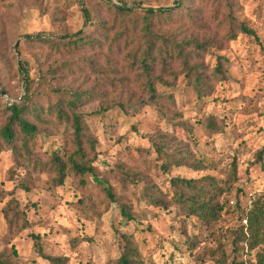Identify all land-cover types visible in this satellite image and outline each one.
<instances>
[{"label": "rangeland", "instance_id": "1", "mask_svg": "<svg viewBox=\"0 0 264 264\" xmlns=\"http://www.w3.org/2000/svg\"><path fill=\"white\" fill-rule=\"evenodd\" d=\"M174 1L0 0V127L5 106L24 94L20 61L43 108L56 101L55 88L83 94L77 112L96 142L85 158L94 173L79 176L67 173L72 129L55 116L43 112L37 123L33 152L40 163L14 154L0 139L2 258L19 264H51L45 256L62 264H116L117 231L128 234L144 264H254V252L237 237L241 221L235 202L243 206L264 195V157L256 159L264 145V0H184L185 10L153 20V36L172 43L195 40L205 47L196 51L184 45L187 66L177 57L164 69L154 65L157 97L149 101L146 76L131 61V54L144 50L147 33L136 16L124 17L114 6H171ZM241 24L255 35L241 32ZM27 35L45 41H29ZM82 35L100 44L72 49L68 40ZM220 61L222 81L212 75ZM198 64L207 86L201 97L185 69ZM208 117L219 130L206 127ZM155 145L174 160L185 159L164 170L166 157ZM55 150L66 153L62 184L49 160ZM232 162L236 180L226 183L231 185L219 199L216 221L202 222L169 202L171 178L213 176L224 182ZM107 188L115 201L106 196ZM149 194L166 205L152 203L145 197ZM15 203L28 222L25 229L22 216L9 224ZM121 204L135 216L132 220L120 214ZM186 236L194 242L192 249Z\"/></svg>", "mask_w": 264, "mask_h": 264}, {"label": "trees", "instance_id": "2", "mask_svg": "<svg viewBox=\"0 0 264 264\" xmlns=\"http://www.w3.org/2000/svg\"><path fill=\"white\" fill-rule=\"evenodd\" d=\"M103 1L107 2L109 0ZM186 7L184 0H175L171 6H144L141 2H132L130 5L122 3L121 5L114 6L116 11L124 17L129 15L136 16L141 22V28L147 33L144 50H142V52L140 51L139 54H137V52L131 54V59H133L131 61L137 64L141 73L146 76L145 85L149 94V101H154L157 97L153 83L154 80L151 76L154 65L159 64L160 69H164L170 60L177 57L183 60L185 66H187L185 62L187 56L184 53V45H189L196 51L204 50V43H199L195 40L185 41L183 39L179 42L174 41V43H172L161 34L153 36L150 33L153 20L168 19L170 14L172 15V13L175 12L179 13L183 9L185 10ZM85 14L90 19V13L85 10ZM185 14L188 15L186 12ZM240 29L241 32L246 35H255V32L244 24L240 25ZM26 38L29 41L39 43L45 41V39L41 38L39 35L34 37L27 35ZM67 43L72 49L78 51L100 44L99 40L87 35L76 36L73 39H69ZM55 45H60V43ZM136 54L139 55L138 58ZM19 65L22 66L21 71L23 74H21V77L24 82V94L20 102H11L5 106L6 118L0 127V139L14 154L21 155L22 152L29 158L28 160L40 163V160L37 159L33 152L36 145V137L39 134L37 123L43 121L44 118L41 116L43 112L49 117L55 116L56 120L59 122L68 123L70 125L72 129V144L74 146L73 152L68 156L65 152L59 153L58 150L51 153L49 160L56 171L57 183L62 184L63 178L66 175L65 162L63 160L65 155L70 165L67 173L74 172L79 176H84L88 173L93 174L94 168L88 164V160L85 158L90 154V151H94L96 142L88 134V126L85 123L83 115L77 112L83 94L73 89L55 88L53 89V93L56 94V101L43 108V106L39 105L34 99V83L29 75V70L25 64L21 65L20 61ZM185 69L187 70V74L193 77L192 82H190L191 86L199 93L200 97L203 96L201 92L203 89L207 88V86L204 84L205 78H202L203 75L197 70L200 69L199 64L197 67L188 66ZM223 70V64L220 61V64L213 70V77L222 81L224 79ZM4 91L6 94H9L5 88ZM30 117H33V119ZM205 125L210 131L215 129L219 130L221 127L220 124H217L216 121L210 117L206 119ZM154 148L157 154H162L166 157V159L161 162V168L164 170L168 169L171 164L181 165L182 161L185 159L184 156H181L174 160L162 151V146L155 145ZM263 157L264 145L256 152V159L258 161H262ZM197 164L200 167L201 163L198 162ZM234 180H236V166L234 162L231 163V168L224 182H220V179L213 176H204L198 179H186L183 177L171 178L169 180L171 183V196L169 202L172 201V203L180 205L185 209L187 215H193L202 222L210 223L216 221L222 210L219 199H221L225 190H229L231 185L226 183H232ZM240 193L243 192L241 191ZM105 194L110 201H115L116 198L110 193L109 188L105 189ZM145 197L156 205H166L164 200L157 198L153 194L145 195ZM235 203L240 213L239 221H241L237 229V237L239 240H242L247 252H254V264H264V195L252 196L249 202L243 206L240 205L239 200H236ZM12 209H14V212L12 218L9 220L10 225H13V218L24 216L17 208L16 203ZM119 210L120 214L126 220H132L135 217L123 204L120 205ZM27 224L26 218L23 217L20 228L25 229L28 226ZM115 235L120 250V255L116 260V264H144L139 258L135 247L132 246L128 234L118 233L116 231ZM185 239L189 245L188 248L192 249L194 242L187 236ZM36 246L38 247L37 251L41 252V246L38 244H36ZM12 254L13 256L17 255L14 248ZM45 257L51 264H62V260L59 258L51 256ZM0 264L19 263L0 256ZM237 264H245V262L239 261Z\"/></svg>", "mask_w": 264, "mask_h": 264}]
</instances>
